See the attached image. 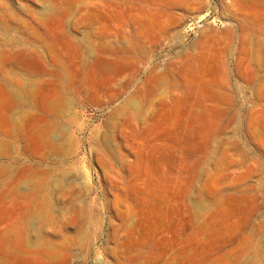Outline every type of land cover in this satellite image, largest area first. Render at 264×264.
I'll use <instances>...</instances> for the list:
<instances>
[{
  "label": "rangeland",
  "instance_id": "374dc122",
  "mask_svg": "<svg viewBox=\"0 0 264 264\" xmlns=\"http://www.w3.org/2000/svg\"><path fill=\"white\" fill-rule=\"evenodd\" d=\"M0 264H264V0H0Z\"/></svg>",
  "mask_w": 264,
  "mask_h": 264
}]
</instances>
